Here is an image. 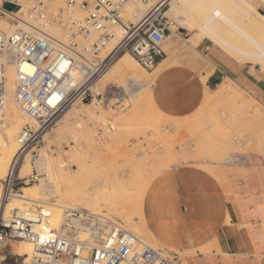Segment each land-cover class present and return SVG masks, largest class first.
<instances>
[{
	"label": "rangeland",
	"instance_id": "1",
	"mask_svg": "<svg viewBox=\"0 0 264 264\" xmlns=\"http://www.w3.org/2000/svg\"><path fill=\"white\" fill-rule=\"evenodd\" d=\"M137 1L143 2L130 0L125 7V21L136 23L150 10L146 7L139 18L130 15L128 8L136 7ZM170 1L165 0L169 3L165 13ZM251 1L264 16V0ZM49 6L52 13L65 8L62 0H51ZM73 13L84 17L78 10ZM238 16L234 19L244 27V18ZM166 17L170 30L164 44L165 61L150 70L139 65L142 81L133 82L109 71L116 60L128 53L118 55L95 83L94 88L105 96L104 105L79 102L76 108L82 112L76 117L64 119L66 112L74 108L60 113L58 126L44 134L37 149L24 153L17 172L28 153L34 160L48 153L54 162L64 163L56 174V182L65 205L107 215L148 247L176 254L179 264H194L195 251L169 249L151 237L143 219L145 194L157 176L174 166L193 165L219 176L226 166L247 162L261 167L264 174V61L235 59L239 55L225 46V41L236 48L258 50L228 26L216 31L225 39L223 42L201 27L203 19L194 12L182 9L176 14L167 13ZM184 67L193 69L191 74L198 82L200 97L189 115L180 118L163 109L156 97V83L163 68ZM213 73L215 78L208 83ZM221 87H227L224 96L216 94ZM257 115H263V119L258 116L259 121ZM4 119L3 131L15 132L6 116ZM76 162L84 164V168L80 170ZM33 174L36 180L22 187L37 188L39 180L46 177L37 171L29 177ZM48 202L54 204L55 200ZM35 206L26 203L27 208ZM83 236L80 239H85ZM19 245L20 241L11 243L8 257L15 259L10 252L15 253L14 248Z\"/></svg>",
	"mask_w": 264,
	"mask_h": 264
},
{
	"label": "built area",
	"instance_id": "2",
	"mask_svg": "<svg viewBox=\"0 0 264 264\" xmlns=\"http://www.w3.org/2000/svg\"><path fill=\"white\" fill-rule=\"evenodd\" d=\"M62 1L65 8L57 13L50 11L51 0L0 3V128L5 125L10 65L15 68V98L24 123L16 135L18 155L0 180V264H179L176 254L148 247L103 214L66 210L61 229L54 238L45 239L36 230L49 214L39 207L4 216L5 206L21 187L36 180L35 174L20 177L21 157L38 148L67 108L79 102L104 105L105 96L94 88L95 83L118 55L128 53L146 70L165 56L168 2H159L134 23L124 20L130 0ZM74 10L84 17L75 16ZM110 45L114 48L102 60ZM76 232L87 238L78 239ZM21 240L33 245L29 260L12 252L15 259L8 257L11 243Z\"/></svg>",
	"mask_w": 264,
	"mask_h": 264
},
{
	"label": "crops",
	"instance_id": "3",
	"mask_svg": "<svg viewBox=\"0 0 264 264\" xmlns=\"http://www.w3.org/2000/svg\"><path fill=\"white\" fill-rule=\"evenodd\" d=\"M192 72H159L156 97L174 117L189 115L200 97ZM143 219L159 245L195 251L194 264H264V174L258 165H228L219 176L193 165L174 166L148 187Z\"/></svg>",
	"mask_w": 264,
	"mask_h": 264
},
{
	"label": "bare ground",
	"instance_id": "4",
	"mask_svg": "<svg viewBox=\"0 0 264 264\" xmlns=\"http://www.w3.org/2000/svg\"><path fill=\"white\" fill-rule=\"evenodd\" d=\"M161 1L165 2V0H149L150 3L148 2L146 4L144 2L137 1V6L136 7H133L132 5H131L132 7L129 6L128 9L130 10L128 11H130V15H134L135 17L139 18L142 16V13L144 14L146 7L152 9L155 5H157ZM182 9L183 10L187 9V11L192 12V14L193 12L197 14L199 19H203L201 27L205 31L212 33V35L214 34L223 42L225 41V39H222L219 36L218 32L216 31L220 27L222 28V26H228L231 29L235 30L237 33H239L241 37H243L247 41V43H250L254 47V49L258 50L256 52L254 50L250 51V50L240 49L242 46L236 48L233 47V44L231 46L225 41L224 42L225 46L227 44L239 55L236 57L233 55L235 59L237 58L238 60H241V62L247 59L249 60L254 59L253 60L254 63L255 62L261 63L262 61H264V16L256 11V8L254 7L251 0H171L170 8L167 13L176 14L177 12L182 11ZM236 14L244 18L243 20L244 27L237 24L236 20L234 19ZM240 16L238 17L241 18ZM138 20H140V18ZM227 42H232V41H227ZM113 48L114 45H110L106 49V52L101 56V59L103 60L106 57H108V55L111 53ZM162 61L159 62L158 66ZM25 69L28 72L31 71V68L29 67H26ZM109 71H111L112 74L113 72L114 74H118V77L122 80H126V81L131 80L133 82L142 81L141 79L142 73H140L142 72L141 68L139 64L136 62V60L129 54H124L118 60H116V62L112 65ZM6 76H7V85H6L7 104L5 109V114H6L5 116L7 121L10 122L12 126H14L15 132L12 133L9 131H3L6 129V125L0 128V178L6 177L11 164L13 163V161H15L18 155L19 148L16 143V135L21 125L24 124V123L22 124V119L20 118L21 114L18 115L19 111L16 107L17 106L16 98H15L16 73L13 65L8 66L6 71ZM122 80H121V84H122ZM226 89L227 87L226 88L221 87L216 94L218 96H224L227 94ZM13 98H14V102H12ZM14 103L16 104V106ZM76 105L77 104H74L72 107H70L74 109L66 112L64 119L72 116L76 117L78 114L82 112L81 109L76 108ZM258 116L259 115H257L256 117L258 118ZM59 122H60V118L58 120V124ZM4 124H5V119H4ZM58 124L56 126H58ZM50 157L51 156L48 153L41 154L40 158L36 160H34L29 153L25 156L22 166L19 170L20 177H27L30 174H32L33 171H37L38 173H43L44 175H46V177L39 180V184L37 185V188L22 187L21 190L14 196V198L4 208L5 217H8L13 211L29 210L31 207L27 208L26 203L27 204L32 203L37 207H39L40 209H42L44 214H49V218L46 219V221L36 230V232L41 235L42 239H45L47 237L54 238L56 231H59L62 225L64 224L65 221L64 212L66 210L70 211L76 209V208H69L71 206L68 207L67 205H65L67 202H64L61 199L63 193L62 194L60 193L61 190H59L58 188L59 186H57L58 184L56 182L57 180L56 174L60 171V167H63L64 163L58 161L54 162V160H52ZM83 165L84 164L77 163V166L80 170L84 168ZM0 195H1V189H0ZM51 199L55 200L54 204H49L48 201H50ZM84 208H87V206H84ZM0 216H3V213H1ZM104 217L111 220L107 215H104ZM83 235H85L86 237ZM76 236L78 239H80L81 236L85 237V239L87 238V235L82 232H76ZM14 252L17 253V255H19L20 257H25V258L28 257L29 260L34 253V248L31 243L21 240L20 245L17 248L16 247L14 248Z\"/></svg>",
	"mask_w": 264,
	"mask_h": 264
}]
</instances>
